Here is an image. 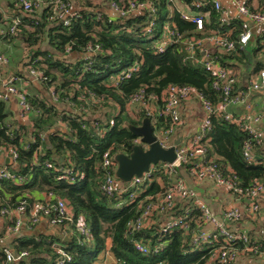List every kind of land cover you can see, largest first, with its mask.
<instances>
[{
  "label": "trees",
  "instance_id": "obj_1",
  "mask_svg": "<svg viewBox=\"0 0 264 264\" xmlns=\"http://www.w3.org/2000/svg\"><path fill=\"white\" fill-rule=\"evenodd\" d=\"M78 1V0H77ZM83 5L87 1L83 0ZM124 4L127 0H116ZM154 0L157 8L156 25L153 35L147 38L142 32L143 14H136L119 18L113 16L98 20L93 14V8H83L71 19L68 26L50 21L43 9L25 14L16 9L12 17L18 20V31L15 36L19 41L27 43L26 55L28 63L39 57L36 63L43 68L49 77V84L53 85L60 94H65L68 88L90 89L93 92L111 97L118 106V112H123V97L128 93L143 88L146 93H159L168 84L189 85L199 90L212 101L217 100V93L210 87V76L198 62L200 51L195 49L190 55L185 50L184 38L201 36L210 31L224 32L225 26L219 24V13L210 3L200 8H194L190 0ZM264 8V0H258ZM81 0H79V3ZM180 12L200 15L203 18V32L194 30L192 23L181 18ZM165 21H170L176 30L182 32L180 42L168 45L161 53L153 49L158 38L160 28ZM239 22L232 21L235 27L231 36L237 32ZM7 38V37H6ZM9 38V37H8ZM85 42L98 43L100 49L95 57L98 61L94 72L76 74L74 65L78 62L77 55ZM69 52L64 53V46ZM264 31L258 33L245 46H236L230 53L214 50L212 55L226 67L236 70L247 67V75L255 74L264 68ZM44 47V48H42ZM74 57L70 58L69 55ZM262 55V56H261ZM261 56V57H260ZM68 59V60H66ZM137 61V68L122 79L117 86H112V80L120 74L132 61ZM113 75H116L112 78ZM42 98V97H41ZM34 104L35 99L29 96ZM42 100L37 106H42ZM114 104H104L102 115L96 117L100 127L106 125L110 115V107ZM116 107V106H115ZM0 101V146L13 148L17 151L15 169L24 174L25 179L17 182L0 180V206L12 205L16 198L33 193L52 191L62 197L70 206L73 221L81 216L86 222L90 236L84 238L71 227L65 236L60 233V227H53L56 233L32 234L23 232L3 237V228L9 223L2 219L0 224V264L3 261V249H10L14 253L26 251L27 256L16 262L7 264H54L60 255L56 249H61L69 256L61 264H105L115 260L119 264H213L207 261L209 255L206 249L179 252L180 230L175 229L165 235L164 244L156 253L141 254L136 252L131 243L124 237L125 222L139 213L140 206L146 204L151 196L161 192L165 187V180L161 173L155 172L149 182L140 187L141 194L132 202L125 203L122 198L107 196L98 188L97 173L94 168L100 153L111 143L126 141L131 136L126 128L127 124L137 125L144 114L135 110V116L125 114L123 119L114 117L113 126L107 131H95L88 124L87 119H81L70 113L60 114L61 120L69 127L66 134L54 127L57 111L51 107L44 110V116L33 119L32 125L20 124L15 120H7L11 115ZM126 120V124H123ZM163 119H157V126L166 125ZM84 124V128H81ZM30 128L33 130L30 131ZM46 131L42 140L35 143L40 145V151H34V144L28 136L37 131ZM245 133L234 122L225 121L221 115L211 118V129L204 140L206 157L212 159L223 171L233 172L242 186L257 180L264 182V158L256 150L253 160L246 162L241 154V144ZM257 147H254V149ZM46 158L54 165H65L72 161L75 170L82 171V178H75L74 182L56 179L58 172L46 169L38 164L31 166L33 159ZM61 158V162L57 161ZM122 200V201H121ZM121 201V202H120ZM120 202V203H119ZM33 227V226H32ZM157 226L140 230L133 234L135 239H143L153 244ZM65 238V239H64ZM205 246V245H204ZM202 246V248L204 247ZM109 260V261H108Z\"/></svg>",
  "mask_w": 264,
  "mask_h": 264
},
{
  "label": "built area",
  "instance_id": "obj_2",
  "mask_svg": "<svg viewBox=\"0 0 264 264\" xmlns=\"http://www.w3.org/2000/svg\"><path fill=\"white\" fill-rule=\"evenodd\" d=\"M9 2L13 8L25 14L43 9L48 20L60 23L64 27L68 26L75 16H79L73 10L71 0H9ZM227 2L233 7L235 18H232L222 8L218 0H190L194 8L210 3L219 13L220 26H225L226 30L224 32L210 31L198 37L184 38L186 52L192 55L195 49L200 51L198 62L209 74L210 87L217 93V100L212 101L189 85L168 84L157 94L146 93L140 87L123 97V112L117 114L123 119L125 114L134 117L135 110H141L144 117L149 119L152 134L159 146L173 147L174 160L169 163L158 161L155 164H149L140 176L133 175L127 181L120 180L115 175L117 168L115 157L119 154L128 156L133 146L142 145L139 136H132L126 141L111 143L100 153L94 164L99 190L110 197H124L126 204L134 201L141 194L140 185L149 182L155 172L161 173L164 177V189L155 194L153 200L151 196H145L144 199H148L146 204L142 206L139 204V213L125 222L123 235L138 253H156L163 246L165 235L178 229L180 230L179 252L183 254L205 248L209 255L207 261H212L213 264H232L238 255L259 258L264 264V246L249 237L244 230L230 227V224L244 213H252L258 209V199L264 197V182L255 180L242 186L233 172H223L212 159L206 157L204 147V140L211 129V118L221 115L225 121L234 122L245 133L240 150L246 162L253 160L254 147L262 149L264 153V133L257 127L260 116L251 112V104L248 101L249 93L264 87V68L258 70L254 78L247 81L246 91L236 92L234 70L221 65L211 53L214 50L230 53L236 46L247 45L253 36V29L264 26V8H249L245 0H227ZM108 8L119 18L134 16L138 13L143 14L142 32L146 34L154 32L157 16L154 0H127L124 4H119L116 0H108ZM93 14L98 20L103 18V14L99 11H93ZM180 16L192 23L196 32H203V18L200 15L180 12ZM235 20L239 24L237 32L231 36L235 30L232 21ZM18 23L16 18L3 22L0 16V38L14 37L18 31ZM162 28H164V33L155 40L153 45L156 53H161L168 45L183 39V33L176 30L170 21H166ZM262 30L264 31V27ZM99 49L98 43L85 42L81 47L78 63L74 65V72L76 74L94 72L98 65L95 57ZM63 51L68 53L69 47L65 45ZM39 59L35 57L24 66V76L40 84L45 93L44 98L34 96L35 103L32 104L28 99L26 89L17 84L21 74L2 75L1 65L6 63L7 59L5 55L0 54V88L2 89L0 100L3 102L12 96L17 108L16 116L20 120L30 126L34 118L45 115V109L49 107L55 109V104H62L60 110L55 109L57 115L54 126L66 134L70 131L66 122L59 116L62 113H70L81 119H87L88 124L95 131H107L113 126L114 117L112 115H109L105 121L106 125L102 127L96 118L102 115L104 104L115 105L111 97L103 93L97 94L86 88L78 90L68 88L65 94H60L59 90L49 84L50 80L44 69L36 66ZM137 64L136 60L132 61L112 80V86H117L122 79L127 78L130 72L137 68ZM40 100H42V106H37ZM190 101L199 104L202 114L196 131L185 140L175 144L172 135L180 121L178 108ZM239 104H243L244 111L240 116H234L229 108ZM115 106L117 110V104ZM157 119L165 120L166 125L157 126ZM81 128H84V124H81ZM31 130L33 128H30ZM46 131L38 130L36 135L31 133L28 136L29 142L34 144L35 152L40 151V145L35 142L42 140ZM0 156L8 159V163L0 164V180L20 182L25 179V175L18 173L15 169L17 160L15 149L0 146ZM38 164L58 172L56 179L67 180L71 183L75 178L80 179L83 176L82 171L75 170L69 162L56 166L46 158L31 161V166ZM181 168L192 180L208 179L213 186L229 193L233 201L243 202L242 209L232 206L223 209L218 214L212 212L197 192L188 188L178 176V169ZM0 219L9 221L3 228L2 238L20 234L22 228L30 229L41 221L48 226L60 227L62 236H65L71 227L84 238L90 236L84 219L79 216L73 221L68 203L52 191L42 192L36 197L23 195L16 198L12 205L0 206ZM153 224L157 226L153 244H149L148 240L143 241V239L133 237L134 233L149 228ZM56 251L60 257L54 264H61L69 259V256L61 249L57 248ZM3 253L4 258L1 264L16 262L27 256L24 250L14 253L6 248L3 249Z\"/></svg>",
  "mask_w": 264,
  "mask_h": 264
},
{
  "label": "crops",
  "instance_id": "obj_3",
  "mask_svg": "<svg viewBox=\"0 0 264 264\" xmlns=\"http://www.w3.org/2000/svg\"><path fill=\"white\" fill-rule=\"evenodd\" d=\"M87 1V5H83V0L79 3V0H71L72 8L74 11H80L83 8H93L90 10L99 11L103 13L107 18L115 16L114 13L108 8V0H85ZM222 8H224L232 18H235L233 7L227 2V0H218ZM245 3L249 8L253 9H261L263 8L262 4L259 3L258 0H245ZM19 11V10H18ZM16 12V9L13 8L7 0V9H0V16L4 20L13 19L12 13ZM3 24V23H2ZM262 27L259 26L253 29V38L261 33ZM23 42L19 41L16 37H7L0 38V54L5 55L7 61L6 63L1 65L2 75L8 74H21L20 80L17 83L18 85L24 87L26 92L30 97L38 96L39 98H44L45 93L40 84L27 79L24 76V66L28 60L26 53H24L28 47L22 46ZM44 48V47H42ZM264 49V46L263 48ZM80 55V54H79ZM77 55L76 57H78ZM70 58L74 57L73 54L69 55ZM261 57V56H260ZM68 60V59H66ZM247 67L245 69L239 68L234 70L236 75V86L235 91H246L247 81L249 79H253L255 74L247 75ZM2 93V89L0 88V94ZM248 101L251 104V112L260 116V121L257 123V127L261 129L264 133V87L258 89L252 93H249ZM1 101V100H0ZM5 108L10 110L11 115H7V120H15L20 124H26L24 121L20 120L16 116V104L15 100L12 96L8 97L7 100L3 101ZM62 104H55L54 108L56 110H60ZM258 108V109H257ZM230 111L234 116H240L244 107L243 104H239L237 106H231ZM180 121L175 127L174 133L172 135L173 139L178 142L185 140L189 136H191L197 128L198 120L201 116L200 106L195 101H190L185 104H182L178 108ZM55 127V126H54ZM56 128V127H55ZM259 153L261 158H264V153L260 148H253V153ZM7 157L0 156V164H6L5 162ZM178 176L183 180L185 185L197 192V194L202 198V200L209 206L212 212L220 213L223 209L228 207H238L242 209V203L238 201H233L232 197L229 193L221 188H217L213 186L210 180L202 179V180H192L184 169H178ZM41 193H33L32 196H40ZM2 219H0V224H2ZM230 227L244 230L249 237L255 239L259 244L264 246V197L258 199V209L252 213H244L238 220L234 221L230 224ZM56 230L52 226L46 225L44 221L39 222L34 225L32 228H22L21 233L23 232H31L32 234H41V233H56ZM117 263L115 260L111 259L110 264ZM232 264H263V262L256 257L250 255H238Z\"/></svg>",
  "mask_w": 264,
  "mask_h": 264
},
{
  "label": "water",
  "instance_id": "obj_4",
  "mask_svg": "<svg viewBox=\"0 0 264 264\" xmlns=\"http://www.w3.org/2000/svg\"><path fill=\"white\" fill-rule=\"evenodd\" d=\"M126 128L131 136H139L142 145L133 146L128 156L119 154L115 157L117 163L115 175L117 178L127 181L133 175L140 176L143 171H146L149 164H155L158 161L169 163L174 160L173 147L162 148L159 146L152 134V128L147 117H143L137 125L127 124ZM57 161L60 162L61 158H57ZM5 162H7V158Z\"/></svg>",
  "mask_w": 264,
  "mask_h": 264
},
{
  "label": "rangeland",
  "instance_id": "obj_5",
  "mask_svg": "<svg viewBox=\"0 0 264 264\" xmlns=\"http://www.w3.org/2000/svg\"><path fill=\"white\" fill-rule=\"evenodd\" d=\"M0 9L1 10H6L7 9V0H0ZM166 22V21H165ZM164 22V23H165ZM163 23V24H164ZM163 24H162V26H163ZM164 33V28H160V33H159V36H158V38H160V36L162 35ZM146 34V33H145ZM153 34H146L145 36L147 37V38H150L151 36H152ZM27 43H23L22 44V46L23 47H27V45H26ZM261 52L262 53H264V50L262 49L261 50ZM24 53H26V51L24 52ZM262 56V55H261ZM116 75H113L112 76V78L113 77H115ZM258 109V108H257ZM117 114H118V109L116 110V108H115V106H111L110 107V115H112L113 117H116L117 116ZM123 115H124V113H123ZM126 122V120H123V124H126L125 123ZM69 164L70 165H73V163H72V161L71 160H69ZM122 199H124V197H122ZM109 261V260H108ZM110 262V261H109ZM105 264H108V262H105Z\"/></svg>",
  "mask_w": 264,
  "mask_h": 264
}]
</instances>
